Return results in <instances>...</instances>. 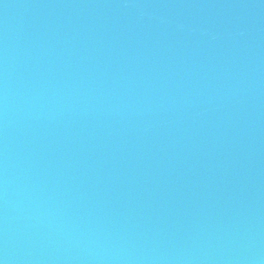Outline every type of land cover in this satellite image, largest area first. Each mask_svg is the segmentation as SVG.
I'll list each match as a JSON object with an SVG mask.
<instances>
[{
  "label": "water",
  "instance_id": "obj_1",
  "mask_svg": "<svg viewBox=\"0 0 264 264\" xmlns=\"http://www.w3.org/2000/svg\"><path fill=\"white\" fill-rule=\"evenodd\" d=\"M0 264H264V0H0Z\"/></svg>",
  "mask_w": 264,
  "mask_h": 264
}]
</instances>
